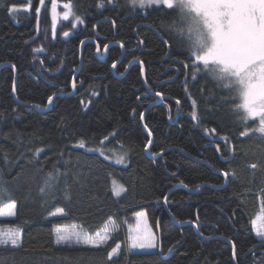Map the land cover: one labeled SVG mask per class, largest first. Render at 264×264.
<instances>
[{
    "label": "trees",
    "instance_id": "1",
    "mask_svg": "<svg viewBox=\"0 0 264 264\" xmlns=\"http://www.w3.org/2000/svg\"><path fill=\"white\" fill-rule=\"evenodd\" d=\"M52 1L0 0V207L16 204L0 233H21L15 245L0 244V264H264L252 223L264 205V133L238 107L236 75L190 59L200 8L56 0L71 14L54 22ZM87 39L95 43H84L80 61ZM109 43L117 45L101 60L96 45L102 55ZM157 92L163 100L144 116L146 152L141 113ZM55 93L65 95L48 110L29 106L46 107ZM139 211L156 233L153 252L125 247L124 226ZM111 222L101 245L57 243V228L91 236Z\"/></svg>",
    "mask_w": 264,
    "mask_h": 264
},
{
    "label": "snow or ice",
    "instance_id": "2",
    "mask_svg": "<svg viewBox=\"0 0 264 264\" xmlns=\"http://www.w3.org/2000/svg\"><path fill=\"white\" fill-rule=\"evenodd\" d=\"M44 0H41L43 4ZM136 4L135 2L133 3ZM145 4H156L160 6H166L168 9L174 7V0H140L139 5L143 7ZM188 4L203 5L204 11L202 14L205 15L206 19L214 22V27L211 28L214 32L215 43L213 47L208 49L203 54H197L194 50L190 51V59L196 62H201L203 65L208 66L210 64H218L222 71H232L237 74L241 73L244 69L241 67V61L249 54H255L258 59L264 60V0H187L185 6ZM228 6L233 9V11L228 15V20L225 22L224 16L217 13L216 9L219 8L223 12V7ZM64 7L67 11L63 15V19L67 20L71 14V5L65 4ZM15 9H10L14 11ZM56 3L53 0L52 11H53V21L56 19ZM39 12V8L37 9ZM77 20L79 18L77 17ZM82 22V21H81ZM243 34L244 38L249 42L250 47L245 51H240L237 48V40ZM68 36V33H64ZM107 49V45L104 46ZM113 68L116 67L115 62L112 65ZM157 96L162 94L157 92ZM243 103L239 105L242 108L246 116L245 120L248 118L259 117L260 127L257 129L259 132L264 133V65H262L260 72L249 73L247 79L246 91L241 95ZM53 102V97H48V103ZM177 100V104H179ZM192 119L196 120L198 118L197 112L194 110L190 113ZM143 117V113H141ZM207 131V129H206ZM212 131H215L213 129ZM247 131L241 133V135H246ZM151 136V132L148 133ZM151 141L149 140V144ZM78 147L83 148L84 142L81 141ZM219 150V149H218ZM39 151V150H38ZM102 154V153H101ZM123 157H121L117 163H122ZM255 167V165H252ZM225 177L228 176V172L223 173ZM49 188L51 185H47ZM44 189H42L43 191ZM124 189L122 186H115L113 191L116 195H119ZM167 200V197H165ZM16 204L8 203L0 207V216L15 215ZM63 212V209H58L56 213L52 215H57ZM138 216H143V213H138ZM253 227L255 228L257 235L264 237V209H262L261 215L254 220ZM57 235V243L69 240L71 236H75L78 241H82L85 244L95 243L93 238L88 237L86 234L81 236L79 233H66L62 232L61 229H55ZM20 231L18 229L11 230L7 233H0V244L11 242L15 245L20 238ZM97 238L100 242L107 239V236L100 237L97 234ZM131 247L132 248H154L156 247V237L147 229L137 230L136 235L131 237ZM116 248L112 249L110 256L117 252Z\"/></svg>",
    "mask_w": 264,
    "mask_h": 264
},
{
    "label": "rangeland",
    "instance_id": "3",
    "mask_svg": "<svg viewBox=\"0 0 264 264\" xmlns=\"http://www.w3.org/2000/svg\"><path fill=\"white\" fill-rule=\"evenodd\" d=\"M55 3H56V19L55 20H59V19H62L63 18V15L64 13L67 11V9L64 7V5H60V3H58L56 0H55ZM52 5H53V1L51 3V10H52ZM62 8V10L58 9V7ZM193 6V5H192ZM197 7L200 8L201 12L204 11V7L202 9V7L200 6H203V5H196ZM217 13L220 14V15H223L224 16V20L225 22H227L228 20V15H225L226 13L227 14H230L233 9L232 8H228V7H223V12L220 11L219 8L216 9ZM52 15H53V11H52ZM203 18H205V15L202 14ZM201 21H204L205 23L203 24V28H202V31H198L196 32L197 34H195V40L198 42V44L200 43V52H199V48L198 50L196 51L197 54H203L204 52H206L208 49H210L211 47H213L214 43H215V40H214V32L212 30H210L211 28L214 27V22L210 21L209 19H202ZM207 22V23H206ZM243 40L241 39H238L237 40V48L240 50V51H244L243 48L245 45V42L243 43L242 42ZM204 45L205 47H203L201 49V46ZM248 49L247 47H245V50ZM246 58H250V55H247L242 61H241V67L242 69H244L241 73L237 74L235 72H233V74L236 75L237 77V82L241 84V87H240V98H241V95L246 91V88H247V79H248V74L249 73H258L260 72L261 70V67L262 65H264V60H261V59H258V58H255V59H251L249 61H246ZM239 85V84H238ZM242 100V98H241ZM242 103H243V100H242ZM257 120H259V117H255ZM253 118V119H255ZM250 119V118H249ZM260 121V120H259ZM260 123V122H259ZM260 127V125H259ZM109 160L113 161V162H116L118 161V156L114 155V156H108L106 154H104ZM123 163V162H122ZM122 163H118V164H122ZM115 186H120L119 184L117 183H113V187ZM123 188V187H122ZM261 206H260V210L258 211V213L256 214V216L254 217L253 221L254 220H257V218L261 215V212H262V209H264V205H263V202L261 201L260 202ZM138 213H143L144 215L143 216H138L137 214ZM60 214V213H58ZM3 217H10L8 215H4V216H0V218H3ZM134 217V223L133 225H129V224H125L124 226V229L126 230V240H125V247L126 249L128 250V252H153L156 250L157 248V236H156V233L154 231V229L149 225L148 223V220H147V217L144 213V211H139L137 213H135L133 215ZM116 229V224L114 222H111L108 227H106L103 231L97 233L99 234L100 237H103V236H107V239L104 240L103 242H100V240L97 238V234L95 235H91V236H88L90 238H93V240H95V243H89V244H86V245H90V246H98V245H101L103 243H105L111 233ZM144 230V229H147L148 231H150L155 237H156V247L154 248H144V249H141V248H132L131 247V237L136 235L137 233V230ZM62 232H66V233H79L81 234V236L85 235L83 232H81L80 230L76 229V228H71V229H64L62 228L61 229ZM253 230H254V233L255 235L259 238V239H262L264 240V237H261L259 235H257V232L255 230V228L253 227ZM11 230L9 229H6V231H4L5 233L9 232ZM3 232V233H4ZM71 241H75V242H79V243H82V244H85L83 243L82 241H78L76 239L75 236H71V238L69 239ZM68 241V240H66ZM120 248V246H119ZM119 248L117 249V252L113 255H111V257L113 256H116L118 253H119Z\"/></svg>",
    "mask_w": 264,
    "mask_h": 264
},
{
    "label": "water",
    "instance_id": "4",
    "mask_svg": "<svg viewBox=\"0 0 264 264\" xmlns=\"http://www.w3.org/2000/svg\"><path fill=\"white\" fill-rule=\"evenodd\" d=\"M72 35V33L70 32V33H68V36H71ZM87 41H90V42H92V43H95V41L94 40H83L81 43H80V61H81V54H82V46L84 45V43L85 42H87ZM112 45H117V43H109L107 46V48H109L110 46H112ZM106 50L107 49H105V47L102 49V55L100 54V47L98 46V45H96V55L101 59V60H103L104 58H105V54H106ZM123 54H124V49L122 48V52H121V55H120V58H119V60L122 58V56H123ZM133 62H135V60L134 61H131L130 63H129V65L127 66V68L124 70V72L122 73V75H124L125 73H126V71H127V69L130 67V65L133 63ZM117 62H115V64H116ZM3 65H7V63H5V64H3ZM3 65H1V66H3ZM1 66H0V68H1ZM140 66H141V74H142V79H143V81H144V84H145V87L147 88V85H146V83H145V80H144V67H143V65L140 63ZM12 67V69H13V71H14V85H13V93H14V86H15V81H16V70H15V68L13 67V66H11ZM111 70H112V72L114 73V68L113 67H111ZM76 74V73H75ZM75 76V75H74ZM74 79L72 80V92L70 93V94H73L74 93ZM147 91L148 92H150V90L147 88ZM69 94V93H68ZM63 95H65L64 93H55L54 95H52V97H53V99L55 98V97H59V96H63ZM155 96H157L156 95V93L154 94ZM158 97V99L155 101V102H153V103H151V104H149L147 107H146V109L144 110V112H143V117H141V120H142V126H143V129L147 132V133H149V131L147 130V128H146V126H145V124H144V116H145V113L147 112V110H149L152 106H154L155 104H158V103H160L162 100H163V96L161 95V96H157ZM50 105L51 104H49L48 103V101H47V106L46 107H40V106H35V105H29V106H31V107H34L35 109H37V110H41V111H44V110H48L49 108H50ZM26 106H28V105H26ZM150 137V141L152 142V135L151 136H149ZM151 144V143H150ZM150 144H149V142H148V144L146 145V147H145V151L146 152H148V148H149V146H150ZM194 192V191H193ZM165 210H166V208H165ZM167 211V210H166ZM167 213L169 214V212L167 211ZM170 215V214H169ZM171 216V215H170ZM173 220V219H172ZM186 222H181L180 224H185ZM160 236V234H159V231H158V237ZM158 252L159 253H161V249L160 248H158ZM234 263H235V260H234Z\"/></svg>",
    "mask_w": 264,
    "mask_h": 264
},
{
    "label": "clouds",
    "instance_id": "5",
    "mask_svg": "<svg viewBox=\"0 0 264 264\" xmlns=\"http://www.w3.org/2000/svg\"><path fill=\"white\" fill-rule=\"evenodd\" d=\"M131 3H136V4H139L140 3V0H130Z\"/></svg>",
    "mask_w": 264,
    "mask_h": 264
}]
</instances>
